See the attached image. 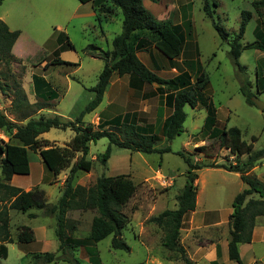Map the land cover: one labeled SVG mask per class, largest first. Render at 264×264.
<instances>
[{
  "label": "rangeland",
  "instance_id": "374dc122",
  "mask_svg": "<svg viewBox=\"0 0 264 264\" xmlns=\"http://www.w3.org/2000/svg\"><path fill=\"white\" fill-rule=\"evenodd\" d=\"M252 0H207L214 11L213 19L227 32L230 41L237 34L241 12H251L252 17L245 27L241 46L258 43L255 31L264 35V14L259 18L251 7ZM213 5H216L214 7ZM203 0H190L188 12L193 27L187 28L188 42L195 41L197 54L194 61L184 58V63L191 79L198 73H203L208 81L201 95L208 101L214 111L216 127L237 128L241 140L252 144V151L264 148V109L261 111L255 105H248L239 92L241 83L250 82L252 96L264 104V53L242 49L238 63L243 67L239 71L229 55V45L222 41L211 26L210 19L202 11ZM101 13L100 11H98ZM111 19L97 21L92 13L91 5L81 4L77 0H2L0 4V19L11 31H19L14 57L19 62L9 67L0 63V85L7 91L0 90V112L10 121L16 122L17 117L10 113L12 92L20 87L28 102H40L37 94L54 90L57 98L48 102L50 105L32 115H59L64 119L74 121L92 100L93 93L89 91L97 83L98 75L104 67L100 59L92 58L86 53V48L93 45L104 52L111 50L112 39L120 34L122 14L120 9L113 11ZM64 34L73 46V50L62 48L65 44L59 41ZM158 61L164 63L166 57L157 51ZM74 65H44L55 58ZM199 71V72H198ZM116 77V76H115ZM43 79L46 85L38 87L34 79ZM137 91L129 95L123 92L115 105L107 106L108 100L102 98L99 106L90 113L83 115L82 122L96 126L104 121L119 117L122 122H133L141 132L151 133L159 139L155 148L169 145L170 153L142 154L111 146V154L105 165L98 161L108 146V140L101 138L88 144L86 159L91 160L89 172L79 171L74 175L73 185L88 186L101 176L113 177L127 175L135 185L131 198L121 208L129 222L122 230V239L129 251L114 250L110 246L111 236L98 241L94 247V255L78 248L74 251L76 259L81 264H184L179 255L167 251L162 246L163 230L150 221L164 210L176 208V195L185 182L186 165L176 155L183 152L193 163L208 165L216 164L225 167L234 166L237 161L245 163L247 154L239 157L229 150L220 147L215 138L209 137L205 128L207 110L202 106L196 109L186 105L183 131L169 144L159 136V127L165 116L170 113L165 92H160L155 85L142 84L134 79ZM256 80L260 91L256 90ZM155 86V87H154ZM35 89H38L35 91ZM128 89V88H127ZM143 108L146 109L143 112ZM23 123V122H21ZM109 127H104L108 129ZM119 137L122 134L113 130ZM73 137L70 130L51 129L42 135L43 140L62 147ZM41 138V139H42ZM252 138L255 140L252 142ZM0 140L6 142V135L0 130ZM206 146L205 152L196 148ZM77 154L76 157H79ZM30 164L29 175L13 176L10 185L30 190L38 188L44 192L48 204H54L60 196L68 169L62 170L56 178L43 170L40 156L28 151ZM195 210L183 219L179 243L187 244L192 236L201 241L212 235L213 241L227 238L230 229L231 203L236 194L245 186L236 173L222 168H203L196 171ZM247 175L255 176L264 183V158L256 161L248 170ZM1 179V176H0ZM254 197V196H253ZM35 217L30 218L28 215ZM96 215L94 210L70 211L68 219L76 221V237H84L89 233L90 223ZM9 231L14 243L7 244L8 255L0 259V264H45L36 258L49 252L58 255L57 240L54 236L55 221L42 210L30 209L26 213L9 211ZM29 227L33 232V241L29 244H17L16 236L21 228ZM255 243L251 251H245L242 246V264H249L253 255L264 263V220L257 218ZM204 241V240H202ZM216 243L217 242H213ZM217 260L223 261L218 247ZM191 253V249L187 251ZM254 252V253H252ZM225 260L229 264H236ZM48 264H67L54 261ZM202 264V263H200Z\"/></svg>",
  "mask_w": 264,
  "mask_h": 264
},
{
  "label": "trees",
  "instance_id": "16d2710c",
  "mask_svg": "<svg viewBox=\"0 0 264 264\" xmlns=\"http://www.w3.org/2000/svg\"><path fill=\"white\" fill-rule=\"evenodd\" d=\"M81 4H90L97 21L112 18L113 11L120 9L122 14V29L111 41V50H103L89 45L86 53L92 58L104 62V67L98 75L97 83L89 91L93 93L92 100L74 121L62 118L59 115L39 116L30 118L36 112L48 107V102L57 98L54 90H47L37 94L40 100L29 103L23 90L16 87L12 92L9 111L17 117L16 122L10 121L0 112V130L7 137V141L0 140V259H6L8 255L7 244L14 243L9 231V211L26 213L30 209L42 210L55 221L54 236L57 240V253L46 252L36 259L45 264L60 261L67 264H81L76 259L74 251L78 248L85 249L89 255H94V247L98 241L111 236L110 246L114 250L129 251L123 241L122 230L129 222L121 208L128 202L135 191V185L127 175L113 177L101 176L88 186L73 185L74 175L79 172H89L91 160L86 159L88 144L106 138L108 146L104 153L98 156L101 165H105L111 154V146L128 149L133 152L150 154H166L171 152L169 145L155 148L158 137L151 133L141 132L133 123H125L119 117L99 123L96 128L92 124L82 122L83 115L93 112L101 103L103 94L109 86L113 76L129 77V87H135L137 79L142 84L156 85L160 92H165L170 113L163 119L159 127V136L169 144L183 131V123L186 118L184 107L186 105L195 109L202 106L207 110L205 128L209 130V137L217 139L220 147L239 157L247 154L245 163L237 161L234 166L225 167L216 164L202 165L193 163L188 155L183 152L176 153L186 165L185 182L176 195V208L164 210L159 215L152 217L150 221L163 230L162 246L167 251L177 253L184 264H192L187 258L184 248L179 243L180 230L184 217L193 212L196 206L197 180L196 171L203 168H222L228 172L239 175L240 181L245 186L235 195L231 203L230 229L227 241V256L230 261L241 264L238 246L251 242V232L255 220L262 217L264 220V183L255 176L247 175L253 164L264 158V148L253 152L252 144H246L241 140V133L237 128H218L214 118V111L208 101L201 95L207 86V79L203 73H198L191 79L187 72L181 73L173 79H163L148 70L138 59L137 53L154 48L166 59H178L181 55L185 35L181 28L170 21H158L142 5L143 0H77ZM156 3L159 0H149ZM2 0H0L1 4ZM216 7V5H213ZM251 7L257 17L264 14V0H252ZM100 11L101 13H99ZM203 13L210 19L211 26L219 38L229 45V55L238 68V59L242 49H252L264 53V35L258 30L255 36L258 43L241 46L245 27L252 14L248 11L241 12V21L237 34L230 41L228 34L219 23L214 21L213 13L207 0H203ZM19 31H11L0 19V63L9 67L19 59L13 56L11 49L19 37ZM59 41L64 42V49L73 50V46L64 34L59 36ZM74 65L55 58L44 65ZM199 72V71H198ZM40 88L47 83L43 79H34ZM256 80V90H259ZM250 82L245 80L239 88L248 105H254L251 101L252 94L249 91ZM0 90L5 93L7 87L0 85ZM38 89H35V91ZM23 122V123H21ZM104 127H109L104 129ZM51 129L70 130L73 137L64 146L59 147L43 140L40 135ZM121 132L122 138L113 130ZM255 138H252V142ZM206 146L196 148L199 152H205ZM28 151L40 156L43 170L49 172L54 178L65 169L68 174L62 185L59 198L54 204H48L44 198V192L38 188L22 190L10 185L13 176L29 175L30 164ZM80 154L79 157H76ZM254 196V197H253ZM94 210L96 215L90 223L89 233L84 237H76V221L68 219L66 214L70 211ZM34 218L33 214L28 215ZM33 232L29 227L23 226L16 236L17 244H29L33 241ZM218 253V252H217ZM212 264H216L213 262Z\"/></svg>",
  "mask_w": 264,
  "mask_h": 264
},
{
  "label": "crops",
  "instance_id": "0c3cea01",
  "mask_svg": "<svg viewBox=\"0 0 264 264\" xmlns=\"http://www.w3.org/2000/svg\"><path fill=\"white\" fill-rule=\"evenodd\" d=\"M189 3L190 0H159L156 3L151 2L149 0L142 1L143 7L148 12H150L156 20L170 21L173 25L179 26L185 35L182 52L178 59H174V60L167 59L164 61V63L161 64L158 61L159 56L156 52V49H154L153 47L150 48L148 51L137 53V57L140 60V62L148 70H150L151 72L155 73L156 75H158L163 79H173L179 74L184 72H187L189 74V71L184 63V58L186 56L188 60L194 61V58L197 54L196 42L195 41H192L191 43L188 42L189 41L188 37L191 35L187 34V30H188L187 28L189 27L191 34L193 31V27L190 20V13L188 12ZM15 44L16 42L14 43L11 49V53L15 52V46H16ZM153 89H157V86L156 88ZM127 90L131 92L129 93V95H131L132 93L134 94V92L135 93L138 92L137 89L135 90L129 87V77L127 75L122 77L113 76L109 86L107 87L106 91L103 94V97H106L108 100L107 106L115 105L117 101L120 99L121 94L125 91L127 92ZM145 111L146 109L143 108V112ZM42 135H40L39 138H42ZM256 221L257 219L255 220V225H256ZM255 225L251 232V242L246 244L247 246V248H245L246 252L251 251L252 246L255 243L256 235H257ZM262 234L264 236V232H262ZM210 238H213V236L209 235L205 239L203 237L201 238V241H199L194 239L192 236H190V239L187 241V244L184 245L183 243H181L182 244L181 246L184 248L187 258L192 262V264H200V263L212 264L213 262H215L216 264H229V262L225 260V257L228 258L227 238L225 237V239L221 241H218L217 238H214L213 241H211L209 240ZM213 242H217V244ZM218 247L220 249L221 256L224 257L223 261L217 260V252L219 251ZM190 249H191V253L188 254L187 251H189ZM238 251L242 264V253H241L242 246L240 245L238 246ZM249 264H264V263L259 261L257 255H253L252 261Z\"/></svg>",
  "mask_w": 264,
  "mask_h": 264
},
{
  "label": "water",
  "instance_id": "95a60500",
  "mask_svg": "<svg viewBox=\"0 0 264 264\" xmlns=\"http://www.w3.org/2000/svg\"><path fill=\"white\" fill-rule=\"evenodd\" d=\"M251 101L259 110L262 111L264 109V104L260 102L258 99H256L255 97L252 96Z\"/></svg>",
  "mask_w": 264,
  "mask_h": 264
}]
</instances>
